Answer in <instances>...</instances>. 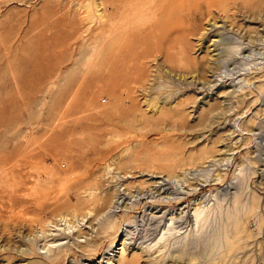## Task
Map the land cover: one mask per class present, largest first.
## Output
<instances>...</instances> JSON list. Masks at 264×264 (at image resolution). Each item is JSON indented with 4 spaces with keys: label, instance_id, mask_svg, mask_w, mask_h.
I'll use <instances>...</instances> for the list:
<instances>
[{
    "label": "rangeland",
    "instance_id": "obj_1",
    "mask_svg": "<svg viewBox=\"0 0 264 264\" xmlns=\"http://www.w3.org/2000/svg\"><path fill=\"white\" fill-rule=\"evenodd\" d=\"M101 1L0 0V264H96L123 238L133 264H264V0L218 4L221 78L192 73L191 0L171 22L156 0L118 3L111 33ZM206 200L197 233L187 214ZM234 201L251 236L218 262ZM184 206L188 236L157 241Z\"/></svg>",
    "mask_w": 264,
    "mask_h": 264
},
{
    "label": "bare ground",
    "instance_id": "obj_2",
    "mask_svg": "<svg viewBox=\"0 0 264 264\" xmlns=\"http://www.w3.org/2000/svg\"><path fill=\"white\" fill-rule=\"evenodd\" d=\"M123 1H125V3H126L125 11H129V10H131L130 8L133 5L139 3L141 0H139V1L138 0L137 1L136 0H102L100 3H98L95 6V11L97 13V16L99 17L100 20H102V22L104 24L103 26L107 30L106 32L111 33L113 31L111 29L112 25L110 22V20H111L110 18H111L112 13L114 11L120 10L121 7H123V5L118 4V3H121ZM223 1L224 0H195L194 2H192V0H191L190 3L187 4V7L185 8V11L188 12V13H186L187 18L185 19V24L188 27V29L193 30L192 33H190L191 36L194 35L193 37L197 39V45L200 42V44H202V46H204V49H205L204 52L206 54V56L202 57L200 59L201 61H199L200 62V65H199L200 68L199 69L197 67H195L197 69L191 67V68H193L192 70L195 69V71H192L193 74L202 73L205 71L207 73L208 72L211 73L210 75L212 77L214 76V78L215 77L218 78L220 75L223 74V72H222V74L220 72L219 74H217V76H215V74H214L215 70L220 69L219 67H217L219 64V61H218L217 49L215 48V46H217V42H216V40H214V37L215 36L217 37V30L220 28V25L218 24V22L223 23V17L220 16L221 13L219 15V12L222 10H221L220 6L218 5ZM180 2H181V0L180 1L179 0H156V4L158 7L157 9L165 12V13H163V18H164V20H169L170 22L174 20L172 18L175 17L177 11L180 10V7H181ZM173 27H175V25H173ZM221 27H222V25H221ZM165 31H167V30H165ZM188 35H186V36H188ZM191 36L189 35V37H191ZM175 38H176V36H175ZM194 38H192V39H194ZM241 45H242V43H238V46L233 47L232 49L235 50L234 52H237V50L240 48ZM107 49H108V47H107V45H105V47H104V59L105 60L107 57V51H108ZM215 51H216V53H215ZM162 57H163L162 61H164L166 63H169L175 59V58L173 59L174 56L173 57L170 56V52L168 50L163 53ZM182 62H183V64L185 63V65L189 64L188 60L186 58H185V60H182ZM217 68H219V69H217ZM220 78H221V76H220ZM179 80H180V78H179ZM166 103H169V102L165 101V102H163V104L161 106L159 105V107H157V108L159 110H161L160 108H162ZM157 112H159V111H157ZM234 126H235V124H233L231 126L232 129H234ZM227 146H228V144L225 145V147L223 148V151H221V153H224L227 156L225 158H221V161H223V162H227L229 160L228 159L229 154H227V152L230 149ZM237 172L240 173V170H238ZM196 173H197V171H193L192 175H196ZM200 175H202V173ZM219 179H220V177L218 175V176L214 177L212 179V181L217 182ZM204 180L206 183L207 182L206 178ZM205 183L202 182V183H197V184L201 188L203 185H205ZM200 188H198V190ZM195 191H196V189H193L192 192H195ZM183 193L187 194V193H189V191L186 190ZM209 195H210V197L214 198V196L211 193H209ZM209 195H208V197H209ZM202 199H205L204 195L199 197V200H202ZM208 201L209 200H206L205 203H202L200 201L197 203H194L193 207L190 210L191 212L187 214L189 219L192 220V223H193L192 227L196 229L197 233L201 232L208 215L212 211L213 205L207 206ZM121 202L122 201L119 199L113 200L112 205H110V207L105 210V212H104L105 215L106 214L109 215V214H111V212H114L111 210L113 208H115V205L118 206L119 204H121ZM250 203H252L251 204L252 206H250V208H252V211L249 214L252 215L254 213L253 212L254 205H256V203H257V198L255 196H252ZM241 207H242V205L239 207L238 203H236V201H234V207L225 216V220L226 221L228 220L233 224L232 235H228V233H224L223 235L221 234L223 237H222V239H220L219 242H217V241L215 242V240L216 239L218 240L220 235L218 238H214V241L211 240L214 242L215 247L217 245H219V248L222 247V249H221L222 253L220 254V256L218 258V262H222L226 258L233 256V253L237 249L241 248L242 243H244V241H245V237L251 236V233L247 229V218L242 219V217L239 216V210L241 209ZM186 213H187V210H186V207L184 206V207L179 209L177 216L169 217L167 220L168 224L165 227L164 233H162V235L159 237V239L157 241H161L165 238H171L172 240H176V241H180V242L182 240H184L188 236V233L187 234H185L184 232L180 233L179 229L176 230V226H174V223L177 222V220H182V219H184L183 223H185V217L187 216V215L185 216ZM192 227L190 228V230L192 229ZM156 244H157V242H156ZM133 249H135L134 245L127 242V238H123L121 241L119 240L117 242L112 243L106 249V252L101 255V257L99 258L100 260L98 262H96V264H133V260L132 259L127 260V257H126V255L133 252L132 251ZM211 249H213V248H211ZM184 255H185V253L180 251L177 256L172 257V262H175V264H181L182 262H180L179 260L184 259Z\"/></svg>",
    "mask_w": 264,
    "mask_h": 264
}]
</instances>
